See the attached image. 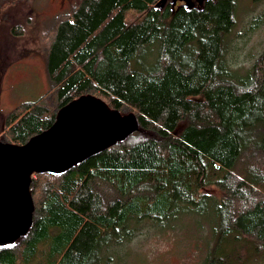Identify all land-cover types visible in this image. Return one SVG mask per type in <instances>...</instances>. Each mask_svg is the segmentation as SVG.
<instances>
[{
    "label": "trees",
    "instance_id": "trees-1",
    "mask_svg": "<svg viewBox=\"0 0 264 264\" xmlns=\"http://www.w3.org/2000/svg\"><path fill=\"white\" fill-rule=\"evenodd\" d=\"M181 3L80 0L58 23L46 57L57 111L92 95L133 112L140 129L62 176L38 175L57 181L35 204L29 233L0 250V264L45 256L50 264H114L109 250L130 241L139 223L164 227L208 200L217 251L203 264H247L226 253L239 239L249 243L246 237L263 254L264 200H254L252 189H264V51L246 75L228 69L223 40L235 24L236 0ZM130 13L138 15L134 22ZM57 111L33 103L8 113L9 142L24 145L46 131ZM240 161L257 169L244 166L239 176ZM34 187L31 181L33 197ZM208 188L220 198L207 196ZM233 202L249 206L233 209Z\"/></svg>",
    "mask_w": 264,
    "mask_h": 264
},
{
    "label": "rangeland",
    "instance_id": "rangeland-1",
    "mask_svg": "<svg viewBox=\"0 0 264 264\" xmlns=\"http://www.w3.org/2000/svg\"><path fill=\"white\" fill-rule=\"evenodd\" d=\"M79 2L80 0H0L1 142L13 144L9 142V135H6L8 129L4 125L6 115L16 108L38 103L51 113L57 111V96L49 85L46 71L47 49L58 23L71 16ZM182 4L180 2L176 7ZM137 17V14L130 13L127 20L134 22ZM234 22V27L223 40L222 51L226 56L224 62L228 69L241 68L242 75H246L256 58L264 51V0H236ZM142 61L151 63L145 56ZM120 113L129 114L128 111ZM251 162L261 167L257 159ZM252 163L240 161L236 174L240 176L239 172L244 166L256 168ZM42 177L32 176L35 183L33 194L36 193L35 197L32 195L34 210L35 204L42 200L46 186L57 181L55 178ZM252 190L254 200H264V189ZM102 191L105 198L113 196L108 189ZM204 193L220 198L219 190L214 188L204 189ZM241 206L249 204L233 202V209H240ZM213 212L212 202L208 200L195 206L194 210L177 212L175 218L164 227H155L159 225L156 221H142L137 225L136 234L130 241L119 249L111 247L109 250L114 264H203L207 257L217 251L213 250L217 244L218 226ZM246 239L249 243L239 239L235 246L228 247L226 253L232 259L244 262L247 260V264H264V252L255 253L252 244L255 240ZM98 254L107 256L108 251L102 249ZM50 262L51 258L45 256L29 264Z\"/></svg>",
    "mask_w": 264,
    "mask_h": 264
},
{
    "label": "water",
    "instance_id": "water-1",
    "mask_svg": "<svg viewBox=\"0 0 264 264\" xmlns=\"http://www.w3.org/2000/svg\"><path fill=\"white\" fill-rule=\"evenodd\" d=\"M177 1L188 5L192 0L172 4ZM139 129L134 113L122 115L101 99L82 95L60 108L51 127L24 145L0 143V250L11 249L33 226V175L62 176Z\"/></svg>",
    "mask_w": 264,
    "mask_h": 264
},
{
    "label": "flooded vegetation",
    "instance_id": "flooded-vegetation-1",
    "mask_svg": "<svg viewBox=\"0 0 264 264\" xmlns=\"http://www.w3.org/2000/svg\"><path fill=\"white\" fill-rule=\"evenodd\" d=\"M180 2H182V1H177L175 5H177V4L180 3Z\"/></svg>",
    "mask_w": 264,
    "mask_h": 264
}]
</instances>
